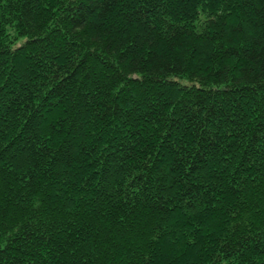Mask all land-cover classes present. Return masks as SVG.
<instances>
[{
    "label": "trees",
    "instance_id": "trees-1",
    "mask_svg": "<svg viewBox=\"0 0 264 264\" xmlns=\"http://www.w3.org/2000/svg\"><path fill=\"white\" fill-rule=\"evenodd\" d=\"M0 264H264V0H0Z\"/></svg>",
    "mask_w": 264,
    "mask_h": 264
}]
</instances>
